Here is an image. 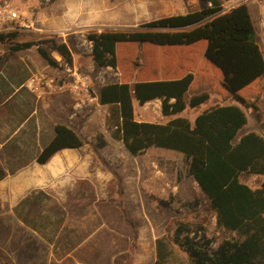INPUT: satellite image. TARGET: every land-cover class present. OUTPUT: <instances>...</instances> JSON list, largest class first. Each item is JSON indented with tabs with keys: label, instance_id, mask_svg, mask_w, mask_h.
Instances as JSON below:
<instances>
[{
	"label": "rangeland",
	"instance_id": "rangeland-1",
	"mask_svg": "<svg viewBox=\"0 0 264 264\" xmlns=\"http://www.w3.org/2000/svg\"><path fill=\"white\" fill-rule=\"evenodd\" d=\"M10 1L22 12L24 21L29 25L23 30L52 37L39 47L46 49L59 65H48L39 54L38 46L18 52L7 49L6 61L0 68V100L3 102L13 96L8 105H19L20 102L24 105L25 96L35 97L34 135L28 149L16 151L8 145L0 150V177L14 175L25 168L19 162H28L36 178L45 177V181L37 182L36 190H70L78 194L76 200L80 203L71 206L64 202L74 201L73 197L59 199L38 193L34 195L29 209L25 210V216L28 214L35 226L44 228L51 239L59 237L62 249L63 246L68 251L75 248V255L84 264H153L156 260V239L166 234L173 237L179 225L195 230L203 227L205 231L198 235L212 240L214 249L225 240L236 238V233L217 225L216 213L193 177L175 183L171 163L145 155L132 156L122 141L114 139L106 127L109 107L94 99L99 87L106 83L135 81L138 74L143 73L162 77L161 61L168 57L170 50L153 45L139 48L120 46L119 68H103L92 60L90 33L134 30L159 18L201 10L209 3L204 0ZM231 3L228 0L224 11ZM248 5L260 33L262 4L251 0ZM258 42L262 45L261 39ZM61 43L67 44L71 50L72 64H68L55 49V45ZM74 70L80 76L88 77L90 93L82 95L84 102L77 111L76 123L68 124L85 144L77 150L62 152L49 165H42L36 157L53 136L54 117L60 123L69 121L65 110L45 105H50L48 100L58 95H73L71 83L74 77L71 75ZM37 74H42L47 80L55 79L54 85L44 82L36 90L31 89L29 80ZM56 85H65V88L60 90ZM217 103L219 97L214 95L205 105L210 108ZM2 107L0 114L6 110L5 106ZM203 108H188L183 117L193 119V122L204 111ZM25 110L16 111H22L23 115ZM69 110L74 112L73 108ZM247 113L250 122L254 119L259 121L258 116L251 115L250 111ZM19 118L21 115H18ZM173 118L163 116L160 101L145 106L136 104L138 121L165 123ZM27 124L22 129H26ZM23 151L24 155L19 159L6 157V154H23ZM54 170L58 173L55 174ZM242 179L252 187L264 183V176L243 175ZM7 190L10 189L0 188V202L5 209L11 201L6 196ZM3 216L10 220L12 215L5 212ZM65 222L66 228L62 229ZM72 223H76L75 228H71ZM170 264H189L187 254L176 248Z\"/></svg>",
	"mask_w": 264,
	"mask_h": 264
},
{
	"label": "trees",
	"instance_id": "trees-1",
	"mask_svg": "<svg viewBox=\"0 0 264 264\" xmlns=\"http://www.w3.org/2000/svg\"><path fill=\"white\" fill-rule=\"evenodd\" d=\"M204 1L209 6L201 10L159 18L134 30L90 33L92 60L103 68H119L120 46L170 50L161 61L162 77L143 73L145 77L138 74L135 81L103 84L99 103L109 107L106 127L114 139L132 156L171 163L175 183L193 177L215 211L217 225L237 235L214 249L212 240L199 237L203 227L179 225L173 237L156 239L153 264H170L176 248L187 254L189 264H264V183L252 187L242 179L264 176V136L250 132L239 137L248 111L260 117L264 129V55L246 4L224 11L228 0ZM50 39L26 30L0 34V68L8 48L18 52L33 46L48 65L58 67V61L39 47ZM55 49L72 64L67 44H56ZM214 95L219 103L193 123L185 117L165 123L136 119V104L160 100L163 116L173 117L206 104ZM84 144L75 130L58 123L36 161L47 164L61 150Z\"/></svg>",
	"mask_w": 264,
	"mask_h": 264
},
{
	"label": "crops",
	"instance_id": "crops-1",
	"mask_svg": "<svg viewBox=\"0 0 264 264\" xmlns=\"http://www.w3.org/2000/svg\"><path fill=\"white\" fill-rule=\"evenodd\" d=\"M240 4L243 3H239L237 2V0H233L230 6H228V8L226 7L227 10L225 11H228L231 8L236 7ZM245 4L249 8L255 26V18L252 14V10L249 7L248 2ZM260 21V33L256 26L255 28L257 31L258 41L260 39L262 41V45H260L259 42L258 43L264 55V27L262 24V5ZM12 97L13 96H9L3 102L0 100V108H3L2 106H5L6 108V110L0 114V150L4 147H7L8 145H11L13 148H15L16 151H21V149H28V144L33 142L34 120L32 121V119L35 115V97L33 95L25 96L23 99L24 105H22V102H20L19 105H17L16 103L8 105V100ZM94 99L98 101V95ZM48 101H50V105H45L47 106V108L54 106L53 108L60 109L62 111L65 110L66 118L69 121H64L62 124H66L67 126L72 128L69 124L76 123V117L78 116L77 111L80 108L78 106V98L72 94L58 95L52 100ZM16 102H19V100H17ZM201 106H204V111L209 109V107H207L205 104ZM22 108L26 109L24 111L25 114L23 115L22 111H16L17 109L22 110ZM69 108H73L74 112H72V110H69ZM18 115H21V118L17 119ZM173 117H183V113ZM248 117L249 115L247 113V118ZM15 118L17 119V122L13 126ZM54 118L55 120L53 121V127L54 125L60 123L57 121L56 116ZM192 120L193 119H191L190 121L192 122ZM27 123L30 124L28 125ZM25 124H27L26 129H22ZM262 128L263 126L260 117L259 121L257 119H254L251 122L248 118L247 124L240 131L239 137L250 132H256L264 136V131L262 130ZM72 150L77 149L61 150L47 164L42 165H49V163H51V161L57 155L61 154L62 152ZM23 155L24 151L23 154L18 152L14 155L11 153L6 154V157L19 159ZM1 157L2 154L0 155V158ZM19 164L24 165L25 168H21L14 175L5 176L0 180L1 189H10L9 191L7 190L6 196L11 199L10 204L6 206V209L0 202V264H84V262L81 259L77 258V256L75 255V248L71 249V251H68L65 246H63L62 249L61 244H59V237L51 239L48 234H45L44 228H41L40 226H35L32 221L33 219H29V217H27L28 214H26L25 216V210L29 209V206H31L30 204L32 202L29 204V201H27L24 204V200L34 194L42 193L43 195L54 196L59 199L73 197L75 198L74 201L64 202L65 204L68 203L71 206H77L80 204L76 200V198L79 197L78 194L76 192L73 193V191L70 190H36L35 186L37 182L41 180L45 181V177L43 179L36 178V176H34L33 174V169L30 168L31 163L19 162ZM28 169H30L31 171L29 172ZM54 173L57 174L58 171L54 170ZM253 176L259 177V175ZM248 184L252 186L250 183ZM5 212L10 213L12 215L10 220L3 216ZM42 217L49 218L47 217V215H42ZM75 224L76 223H72L71 228H75ZM64 228H66V222L64 223L62 229ZM8 230H10L9 233Z\"/></svg>",
	"mask_w": 264,
	"mask_h": 264
},
{
	"label": "built area",
	"instance_id": "built-area-1",
	"mask_svg": "<svg viewBox=\"0 0 264 264\" xmlns=\"http://www.w3.org/2000/svg\"><path fill=\"white\" fill-rule=\"evenodd\" d=\"M249 1L251 0H237V2L243 4ZM255 1H258L262 4V24L264 27V0ZM231 2H233V0H231ZM24 27H29V25H27V23L24 21L22 12L17 7H15L10 0H0V34L23 30ZM71 76L74 77V81L71 83V89L73 95L78 97V106H80L81 103L84 102V96L82 95L84 93H90V89L88 87V77L80 76L75 70ZM44 82L46 84L48 83L47 85L53 86L55 79L47 80L42 74H37L29 80L28 86L31 89L36 90ZM56 87L60 90H63L65 85H56Z\"/></svg>",
	"mask_w": 264,
	"mask_h": 264
}]
</instances>
